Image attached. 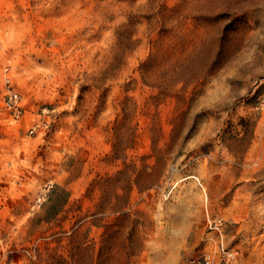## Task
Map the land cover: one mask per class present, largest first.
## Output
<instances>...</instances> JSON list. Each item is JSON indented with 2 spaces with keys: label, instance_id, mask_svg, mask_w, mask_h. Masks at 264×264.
<instances>
[{
  "label": "rangeland",
  "instance_id": "374dc122",
  "mask_svg": "<svg viewBox=\"0 0 264 264\" xmlns=\"http://www.w3.org/2000/svg\"><path fill=\"white\" fill-rule=\"evenodd\" d=\"M221 240L264 264V0H0V264Z\"/></svg>",
  "mask_w": 264,
  "mask_h": 264
},
{
  "label": "built area",
  "instance_id": "2783aa9c",
  "mask_svg": "<svg viewBox=\"0 0 264 264\" xmlns=\"http://www.w3.org/2000/svg\"><path fill=\"white\" fill-rule=\"evenodd\" d=\"M208 225L212 230L220 231L222 220L216 217H208ZM234 252L224 246L222 240L219 242L217 253H205L200 256L191 257L186 264H234Z\"/></svg>",
  "mask_w": 264,
  "mask_h": 264
}]
</instances>
